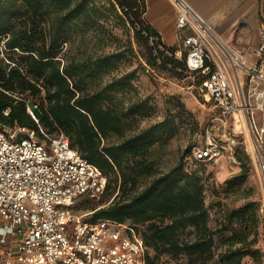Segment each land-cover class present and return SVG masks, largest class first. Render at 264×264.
<instances>
[{
	"label": "trees",
	"instance_id": "trees-1",
	"mask_svg": "<svg viewBox=\"0 0 264 264\" xmlns=\"http://www.w3.org/2000/svg\"><path fill=\"white\" fill-rule=\"evenodd\" d=\"M116 6L132 29L147 69L194 73L184 55L176 57V48L164 45L146 22L144 0H111L107 10L116 11ZM103 17L95 0H0V129L63 132L70 146L108 176L103 194L114 185L112 199L92 208L91 219L132 224L146 247L145 264H157L161 255L176 264H244L246 257L257 259L260 250L251 237L257 225L254 202L227 211L211 226L202 177L194 167L205 161H190L188 146L173 166L157 173L147 158L154 145L177 132L175 117L192 115L184 105L177 101L176 115L133 131L137 120L152 110L147 99L124 106L119 98L134 90L135 71L103 80L124 56L111 52L70 57L63 51L73 43L74 33L102 27ZM194 74L201 89L205 76ZM112 136L118 140L108 141ZM237 160L241 170L225 180L228 190L239 188L248 177L249 167L240 155Z\"/></svg>",
	"mask_w": 264,
	"mask_h": 264
},
{
	"label": "built area",
	"instance_id": "built-area-1",
	"mask_svg": "<svg viewBox=\"0 0 264 264\" xmlns=\"http://www.w3.org/2000/svg\"><path fill=\"white\" fill-rule=\"evenodd\" d=\"M176 10L177 48L224 124L243 122L264 182V61L230 47L185 0ZM264 43L257 54L261 56ZM29 112H32L29 109ZM257 115V116H256ZM190 161L216 160L222 147L206 129ZM108 176L61 131L0 129V264H145L146 247L128 222L91 219L82 199L103 195Z\"/></svg>",
	"mask_w": 264,
	"mask_h": 264
},
{
	"label": "rangeland",
	"instance_id": "rangeland-1",
	"mask_svg": "<svg viewBox=\"0 0 264 264\" xmlns=\"http://www.w3.org/2000/svg\"><path fill=\"white\" fill-rule=\"evenodd\" d=\"M110 1L95 0L104 15L99 21L102 27H93L84 34L74 33L73 43L67 44L63 51L70 57L74 55L86 57L111 52L124 56L116 70L104 75L103 80L135 71V79L132 81L134 90L127 92L124 98L119 94V98L123 99L124 106L133 99H147L152 110L148 117L137 120L133 131L161 121L168 114L176 115L179 111L175 106L177 101L192 114L175 117L177 132L167 141L157 143L150 149L147 158L155 163L157 173L166 172L173 166L188 146L191 147V155L194 147L205 143L206 129L210 131L214 141L222 147V154L216 160H207L194 166L202 177L209 223L215 226L227 211L254 202L257 225L251 237L256 239L254 248L260 250V255L255 260L246 257L244 264H264V182L257 165L252 136L247 127L243 122L233 123L230 120V123L224 124L218 119V111L210 101H207L200 85L197 84L200 78L194 73L177 70L175 75H171L147 69L139 57L132 29L124 22L119 8L116 6V11L107 10ZM138 2L141 3V0ZM237 123L239 127L236 126ZM117 140L116 136L108 139L111 142ZM238 155L249 167L248 177L239 188L228 190L225 180L241 170L237 160ZM110 186L109 191L99 197L82 199L77 209L85 212L95 207L106 206L113 195V183ZM150 253L153 255L152 251ZM157 264H176V260L161 255L157 259Z\"/></svg>",
	"mask_w": 264,
	"mask_h": 264
},
{
	"label": "crops",
	"instance_id": "crops-1",
	"mask_svg": "<svg viewBox=\"0 0 264 264\" xmlns=\"http://www.w3.org/2000/svg\"><path fill=\"white\" fill-rule=\"evenodd\" d=\"M145 20L164 45L177 48L176 10L171 0H144ZM231 48L251 62L264 61V0H185Z\"/></svg>",
	"mask_w": 264,
	"mask_h": 264
},
{
	"label": "bare ground",
	"instance_id": "bare-ground-1",
	"mask_svg": "<svg viewBox=\"0 0 264 264\" xmlns=\"http://www.w3.org/2000/svg\"><path fill=\"white\" fill-rule=\"evenodd\" d=\"M236 126H238V127H239L240 125L237 123V124H236Z\"/></svg>",
	"mask_w": 264,
	"mask_h": 264
}]
</instances>
